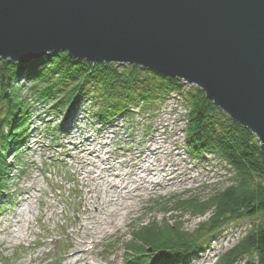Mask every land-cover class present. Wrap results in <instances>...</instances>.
<instances>
[{"label":"rangeland","instance_id":"374dc122","mask_svg":"<svg viewBox=\"0 0 264 264\" xmlns=\"http://www.w3.org/2000/svg\"><path fill=\"white\" fill-rule=\"evenodd\" d=\"M187 85L184 82V86ZM87 101L89 102L86 96L81 97L75 108L79 111L84 109L74 117H69L71 109L58 114L49 112L42 105L33 109L30 121L31 137L20 153V160L14 164V151L8 156L12 171L6 187L14 197L10 200L5 197L0 210V264H85L81 261L82 256L76 257L78 263L68 260V256L83 247L80 242L90 241L81 226L85 223L83 210L91 194L94 195V192L88 193L80 181L79 148L72 145L73 142L82 143L81 152L88 157H95L91 152L98 148L101 158L112 156L116 159L114 163L118 168L129 171V167H124L128 164H121V161L135 156L140 150H147L150 145L155 146L157 142L165 141L168 148L174 149L170 160L182 162L179 176L184 179L192 178L186 185L170 187L166 183L153 190L143 191L139 204L133 208L134 212L126 218L124 213L118 215L120 206L114 207L111 204L125 198L127 193L124 190L108 191L105 193L107 197L110 196L108 199L104 193L97 191L101 197L97 201V208L111 213L118 224L113 229L114 233L97 239L98 249L92 250L95 252L88 256L97 264H125L126 248L132 239V229L142 222L175 221L184 229L193 231L208 214L180 208L179 202L194 198L207 200L234 180L230 166L216 155L196 157L191 152L185 136L187 110L183 101L175 94L168 95L162 101L163 104L152 112L141 113L138 103L130 109V114L117 116L107 125L98 124V118L94 116L101 110L99 105L89 106ZM56 126L64 131L62 135L55 131ZM101 128L103 130L99 131ZM55 135L61 137L58 142L51 143ZM102 144L106 146L100 150ZM260 145L262 146L261 140ZM181 158H185L184 161ZM95 161L97 160L93 159ZM94 168L91 167L92 171ZM183 172L185 175L181 174ZM105 175L108 178V173ZM29 192L36 195L33 204H30L34 207V216L32 228L24 236L25 225L22 218L26 219V216L20 217L21 223L13 216L19 208L26 212L25 206L21 207L17 203ZM41 200L45 203H41ZM97 208L92 206L91 211L100 213ZM80 217L83 218L82 222H79ZM256 220L244 218L225 226L221 234L207 243L202 257H191L186 264H215L218 256L232 248ZM83 257L86 258L85 255ZM247 262L248 258L244 257L238 264Z\"/></svg>","mask_w":264,"mask_h":264},{"label":"trees","instance_id":"16d2710c","mask_svg":"<svg viewBox=\"0 0 264 264\" xmlns=\"http://www.w3.org/2000/svg\"><path fill=\"white\" fill-rule=\"evenodd\" d=\"M183 86L179 79L156 70L78 60L64 50L27 64L0 57V204L11 177L8 156L14 151V164L20 160L31 137L34 108L42 105L54 114L74 111L86 96L93 100L94 107L99 105L101 110L95 116L105 123L130 114L138 103L141 113L152 112L168 95L175 94L187 110L185 136L191 152L216 155L230 166L234 180L207 200L179 202L180 208L208 214L193 231L169 220L133 227L126 256L135 255L131 264H186L190 256L202 253L225 226L255 218L245 235L220 254L215 264H238L244 257L247 264H264V149L260 140L209 99L205 91ZM54 129L58 132V126Z\"/></svg>","mask_w":264,"mask_h":264},{"label":"water","instance_id":"95a60500","mask_svg":"<svg viewBox=\"0 0 264 264\" xmlns=\"http://www.w3.org/2000/svg\"><path fill=\"white\" fill-rule=\"evenodd\" d=\"M58 50L196 83L264 149V0H0V57Z\"/></svg>","mask_w":264,"mask_h":264},{"label":"bare ground","instance_id":"6f19581e","mask_svg":"<svg viewBox=\"0 0 264 264\" xmlns=\"http://www.w3.org/2000/svg\"><path fill=\"white\" fill-rule=\"evenodd\" d=\"M53 52H56V51H53ZM75 59L82 60L79 58H75ZM84 60H87V59H84ZM20 63L27 64L28 62H25V63L20 62ZM179 80L181 82V85H184V82L188 84L187 87L183 86V89L187 88L186 90H188V89H191V87L192 88L199 87L200 89H202L196 83L188 82L183 79H179ZM92 102L93 100L88 102L89 106L93 105ZM86 106L89 107L88 105ZM81 111L75 108L74 111H71V114H78ZM95 115L96 114H94V116ZM102 130L103 128L99 129V131H102ZM81 144L82 143L79 144L77 142L72 143V145H75V147L79 148L80 162H79L78 169H79L80 181L83 184V188H85L88 193L89 191L94 192L93 193L94 195L91 194V197H89V199L90 198L91 199L90 200L88 199L87 201V204H86L87 208L85 207V210H83V216H84L85 223L81 226V228L85 232H87V235H88L87 240H90V241L80 242L79 244L83 247L80 250L74 251L72 255L69 256L68 260H71V262L74 263L77 261L75 260L76 257L82 256L81 261L83 263L92 264V261L89 259L88 256H90L92 253L95 252L92 250L97 249L99 245V241L97 239L102 236H106L108 234L114 233L113 229L118 226L116 221H114V217L113 215H111V213L104 212V210L100 211V209L97 208L99 207L97 201L101 199L97 191L99 193L107 194L108 191L110 190L112 191L115 190L116 192L124 190L127 193L124 199L121 198L117 202H114V203L110 202V203L113 204L114 207L120 206L121 207L120 214L118 212V215H122V213H124L123 216L124 218H126L128 215L134 212L133 208L135 205L139 204V201L141 200L140 195L143 191L153 190L166 183H169L168 186L170 187L186 185L188 184L187 181L192 178L187 177L186 179H184L179 176L180 167L182 166V162H176V161L170 160V156H172L174 149L172 147L168 148L165 141L160 142V143L157 142L155 146L150 145L147 148V150H140L139 152L136 153L135 156H130L128 160L121 161V164H124V163L128 164V165H124V167H129L130 168L129 171L127 169L121 170L120 168H118V165H115L114 163L116 160L114 157L110 156L109 158H106V159L101 158L100 156L101 154L98 153L99 151L98 148H95L91 152V154H94L95 157H88V155L82 153L83 149L80 146ZM105 146L100 145V150L104 149ZM161 154H164V155L160 156ZM179 155L180 154L178 153L177 156ZM195 156L201 157L200 155H195ZM93 159L97 161L93 162ZM184 159L181 158L182 161H184ZM186 162L188 161L186 160ZM188 163L190 164L191 162L189 161ZM92 166L95 167L94 171H92L91 169ZM134 167H135V170L133 169ZM130 171L133 172V175H130L131 173ZM107 172H109L108 178L105 175V173ZM181 174L185 175L184 172ZM112 193L115 194L114 192ZM27 194L28 195L25 196V198L21 199L20 202L17 203V205L19 204V206L21 207L22 205L25 206L26 212L23 211L21 208H19L17 214L13 216L14 219H16L17 222L20 221V223H21L20 217H22L23 215L26 216V219L22 218L23 223L25 225V228L23 230L24 236L32 228V218L34 216V207L32 208L30 204L32 205L34 198H36V195H34V192H29ZM106 194H105V197L108 199L110 196L107 197ZM113 194H111V196ZM94 199H97V200L95 201ZM41 203H45V201L41 200ZM92 206L93 208L94 207L97 208V212H100V213L96 214L92 212L91 211ZM82 221H83V218L80 217L79 222H82ZM89 242H91L90 244H92L91 249L87 248ZM84 255L86 256L85 259L83 257ZM202 256L203 255H198L197 257L200 258Z\"/></svg>","mask_w":264,"mask_h":264}]
</instances>
